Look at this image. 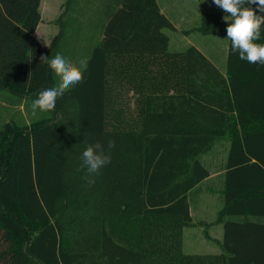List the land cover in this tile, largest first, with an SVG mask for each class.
Masks as SVG:
<instances>
[{
	"label": "trees",
	"instance_id": "obj_1",
	"mask_svg": "<svg viewBox=\"0 0 264 264\" xmlns=\"http://www.w3.org/2000/svg\"><path fill=\"white\" fill-rule=\"evenodd\" d=\"M105 1L82 82L49 117L0 128V264H156L147 252L153 245L135 248L116 238L118 217L138 220L140 239L164 234L162 264H264V66L240 60L230 41L225 75L194 45L174 55L173 67L165 65L172 53L164 28L173 25L157 0ZM40 5L0 0V87L30 99L55 84L39 62L52 57L63 33L42 48L34 37ZM201 20V32H221V14ZM132 56L151 57L152 86ZM178 78L182 87L166 85ZM116 86L134 87L142 102V112L120 129L108 116ZM225 134L223 252L185 254L190 201L210 174L202 156ZM109 139L116 142L111 163L89 186L82 152L96 142L107 148ZM73 224L78 230L68 243Z\"/></svg>",
	"mask_w": 264,
	"mask_h": 264
},
{
	"label": "crops",
	"instance_id": "obj_2",
	"mask_svg": "<svg viewBox=\"0 0 264 264\" xmlns=\"http://www.w3.org/2000/svg\"><path fill=\"white\" fill-rule=\"evenodd\" d=\"M194 2H196V4ZM159 6L161 11L170 19L173 25V28H164L168 29V31H166L169 37L168 52L172 53L168 58V63L165 62V65L169 64L173 67L175 62L174 55L184 51L189 45H194L211 60L215 68L221 74L225 75L227 70L229 42V40L225 39L227 27L226 22L223 20L222 30L219 33H203L199 30L202 21L201 19L204 14L219 13L223 18V16L226 15L224 11L215 6L212 3V0H164L162 4H159ZM192 6H195L196 9L192 10ZM42 20L43 15L41 13V20L38 24L39 30H41L40 27ZM212 24L215 25V22ZM49 29H52V27ZM174 34H176L175 37ZM208 35L210 36L209 39L207 37ZM37 36L38 34L35 31L34 37L39 40ZM39 42L41 44L40 40ZM179 43L180 46H178V48L172 49L173 44L178 45ZM81 46H83V43H81ZM130 59L134 69L141 66V69L144 70V72L141 73V77L144 76L145 78V86H152V79L150 77L151 72H147V69L151 71V57L132 56ZM81 61H86V56L82 58ZM177 62L176 67L179 65L182 66L183 62H181V60ZM178 80L179 78L176 81H166V85L169 86L176 82L175 84H180V87H182L183 80L180 79V82ZM137 82L138 81H135L133 84L137 85ZM114 88L116 91L114 90L109 99L112 102V107L108 110V116L111 117L114 122V126L120 129L122 126H125V124L120 125V122L123 120L126 121V118H132L142 112V102L139 98L140 93H138L134 87H131L129 92L126 94L119 92L120 89L118 86ZM174 90L175 88H172L170 93H173ZM177 90L180 91L182 88ZM259 98L260 97H258V100ZM260 123L264 126V121H261ZM217 140L211 150L217 146ZM229 146L230 143L228 141V144L226 142V147L223 149L222 154H214V156L211 157L209 155L208 160L204 163L207 165L210 174L199 184V187L195 188L196 191H194L192 200L190 201V212L193 220L189 225L183 228L182 233V250L185 254H199L198 251L201 246L209 248L214 245H218L219 250H212L211 248V250L205 254H219L223 252L221 243L223 240L222 219L225 209V201L223 197V189L225 188L224 165L227 160ZM220 147H223L221 143ZM186 246L188 248L184 250Z\"/></svg>",
	"mask_w": 264,
	"mask_h": 264
},
{
	"label": "rangeland",
	"instance_id": "obj_3",
	"mask_svg": "<svg viewBox=\"0 0 264 264\" xmlns=\"http://www.w3.org/2000/svg\"><path fill=\"white\" fill-rule=\"evenodd\" d=\"M105 2V0H70L69 2L68 0H41L43 20L41 21V30L38 29V25L36 32L43 48L48 50L55 35L62 30L63 33L55 44L52 57L58 52L63 53L79 67L81 59L88 53L87 47L92 46L99 40V27L101 23L105 21V12H107V7H104ZM163 2L164 0H158L159 4ZM194 3L196 4V2ZM191 8L192 10L196 9L195 6ZM63 11V17L58 20ZM50 27H52V29H49ZM164 30L165 32L168 31V29ZM175 36L176 34H174V37ZM207 37L209 39L210 36L208 35ZM81 43H83V46H81ZM178 46H180V43L178 45L173 44L172 49L178 48ZM54 79L55 83L59 81V77L55 74ZM119 92L126 94L129 91L122 90ZM33 100L34 99L26 98L21 94L14 93L7 88L0 87V128L3 123L8 121L14 124H30L51 115V112H38L37 115L33 116L31 110ZM227 137V134L219 136L216 143L217 146L213 150H211V148L209 152L205 153V155L202 156V160L205 162L208 160L209 155L211 157L214 156V154H222L223 149L226 147V142L228 144L229 141ZM220 143L223 147H220ZM196 217L195 209V218ZM115 221L117 224L114 225L113 231L119 241L135 248L140 244L148 245L149 247L153 245V248L147 251L148 256L154 258L156 264H162L164 250H166V241L163 240L164 234L156 238H146L142 235L143 239H140L139 232H142V228H139L140 223L138 220L118 217L115 218ZM77 230L78 227L74 224L67 227L65 232L67 239H65L68 243H71ZM187 248L186 246L184 250ZM211 248L212 250H219L218 245L209 248L201 246L198 252L199 254H205L211 250ZM164 263L166 264V261H164Z\"/></svg>",
	"mask_w": 264,
	"mask_h": 264
},
{
	"label": "clouds",
	"instance_id": "obj_4",
	"mask_svg": "<svg viewBox=\"0 0 264 264\" xmlns=\"http://www.w3.org/2000/svg\"><path fill=\"white\" fill-rule=\"evenodd\" d=\"M226 15V40L231 42V51L238 53L239 59L251 64L259 62L264 66V0H212ZM255 5V8H253ZM59 77V81L49 88L38 92L37 98L31 104L32 115L51 112L55 109L57 100L83 80V71L87 61H81L77 67L66 55L58 52L54 57L41 55L40 62ZM115 141L109 139L107 148L101 143L89 144L82 152V168H86L84 179L89 186L95 183L90 177L98 175L100 170L111 163V149Z\"/></svg>",
	"mask_w": 264,
	"mask_h": 264
}]
</instances>
